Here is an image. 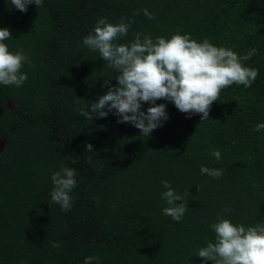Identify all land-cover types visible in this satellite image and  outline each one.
I'll list each match as a JSON object with an SVG mask.
<instances>
[{
  "label": "trees",
  "instance_id": "16d2710c",
  "mask_svg": "<svg viewBox=\"0 0 264 264\" xmlns=\"http://www.w3.org/2000/svg\"><path fill=\"white\" fill-rule=\"evenodd\" d=\"M102 18L133 21L119 44L179 33L240 57L255 48L243 64L257 79L222 89L206 121L158 100L169 119L150 137L114 113L89 120L77 108L90 111L105 81L117 86V71L83 44ZM0 28L32 65L21 87L0 85V264H205L196 253L214 242L218 216L264 223V129L254 130L264 123V0H42L26 13L0 0ZM62 166L77 172L67 212L49 195ZM163 181L188 202L179 222L163 214Z\"/></svg>",
  "mask_w": 264,
  "mask_h": 264
},
{
  "label": "clouds",
  "instance_id": "9594fccd",
  "mask_svg": "<svg viewBox=\"0 0 264 264\" xmlns=\"http://www.w3.org/2000/svg\"><path fill=\"white\" fill-rule=\"evenodd\" d=\"M10 3L26 13L29 5L35 4L38 8L42 0H10ZM143 11L149 19L155 18L147 9ZM125 21L126 18H121L119 23L113 24L107 18L99 19L93 32L83 40L89 50L98 52L107 66L118 73L115 77L117 86L110 87V81H105L104 86L108 90L96 102L88 103L90 111L77 108L79 114L89 120L94 117L104 119L109 113H114L120 117L117 123H129L140 130L142 136L150 137L169 119L166 105L157 104L158 100L173 103L188 118L201 114V120L206 121L211 105L219 99L222 89L233 84L251 87L257 79L258 69L243 64L257 53L255 48L240 57L232 49L217 47L208 39L197 42L190 34L179 33L170 39L157 37L155 41L151 36L142 38L141 33H136L130 44H119L117 39L126 37L133 23ZM11 39V31L0 28V85L19 88L28 79L22 71L24 65H32L23 49L9 50L6 41ZM144 103L152 106L143 111ZM262 129L264 123L258 124L254 130L259 132ZM86 147L88 152H93L92 144ZM212 155L220 159L221 152L213 150ZM201 174L220 178L223 170L202 166ZM76 176L77 172L67 166L52 174L51 205H59L65 212L71 210L70 193L77 186ZM162 184L166 191L161 193V199L167 205L163 214L179 222L188 211V202L168 181ZM210 227L215 233L214 242L209 241L196 253L205 264L208 261L212 264H264V223L254 226L233 224L220 215ZM52 247L59 248L61 245L53 242ZM93 260L98 258L87 257L84 264H92Z\"/></svg>",
  "mask_w": 264,
  "mask_h": 264
},
{
  "label": "rangeland",
  "instance_id": "374dc122",
  "mask_svg": "<svg viewBox=\"0 0 264 264\" xmlns=\"http://www.w3.org/2000/svg\"><path fill=\"white\" fill-rule=\"evenodd\" d=\"M4 143H5V141H4V139L0 142V153H1V151H2V149H3V147H4Z\"/></svg>",
  "mask_w": 264,
  "mask_h": 264
}]
</instances>
